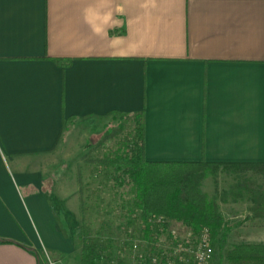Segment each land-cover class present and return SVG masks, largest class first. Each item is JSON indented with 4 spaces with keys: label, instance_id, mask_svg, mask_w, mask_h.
Returning a JSON list of instances; mask_svg holds the SVG:
<instances>
[{
    "label": "crops",
    "instance_id": "crops-1",
    "mask_svg": "<svg viewBox=\"0 0 264 264\" xmlns=\"http://www.w3.org/2000/svg\"><path fill=\"white\" fill-rule=\"evenodd\" d=\"M115 110L148 161L264 163V0H0V264H81L44 186L63 119Z\"/></svg>",
    "mask_w": 264,
    "mask_h": 264
},
{
    "label": "trees",
    "instance_id": "trees-1",
    "mask_svg": "<svg viewBox=\"0 0 264 264\" xmlns=\"http://www.w3.org/2000/svg\"><path fill=\"white\" fill-rule=\"evenodd\" d=\"M54 60L64 67L71 63L69 60ZM107 115L120 119L121 122L118 127L107 130L98 143L103 144L110 137L116 139L119 134H122L121 140L115 143L109 154L94 158L87 155V161L95 163L105 175L102 184L104 186L101 190H96L98 194L90 189L89 181L83 182L79 179L78 193L83 222L87 220V213L92 207L99 209L96 200L102 202V199L109 198V194H112L108 202L111 199L117 207L110 210L112 217L105 221L108 246L114 240V228H125L124 236L131 237L129 227L138 224L145 243L153 244L158 242L159 235L166 233L172 240V232L168 227L175 225L184 227L194 236H199L206 229L212 248L217 247L220 258L226 264H264V243L238 242L223 248L231 230L219 206V202L226 203V199L217 193L209 195L201 188L208 175L214 177L220 169L230 172L236 176V181L231 187L234 192L232 201L247 197L250 202L247 211L248 214L251 213L247 217L264 218V188L256 186L254 189L253 180L245 176L248 170L257 171L263 175L264 182V163L148 161L144 156V113L115 110ZM127 119L132 120L129 130H126L125 126ZM78 120L80 118L74 116L63 119V137ZM156 217H161L162 222L158 223ZM99 234L97 230L95 236L93 234L94 239L90 240L88 227L84 223L79 226L75 239L80 244L81 264H101V257L95 249L96 236ZM125 244L128 251L132 244ZM159 249L156 248V252L148 256L158 254ZM140 264L149 263L145 259Z\"/></svg>",
    "mask_w": 264,
    "mask_h": 264
},
{
    "label": "rangeland",
    "instance_id": "rangeland-1",
    "mask_svg": "<svg viewBox=\"0 0 264 264\" xmlns=\"http://www.w3.org/2000/svg\"><path fill=\"white\" fill-rule=\"evenodd\" d=\"M110 117V115H106L103 117L83 118L76 121L69 128L59 147L55 151V156H53L54 158H52L53 163L51 164L53 165L49 168L50 177L48 178L47 184L44 188L46 192L51 193L49 194V197L50 195L52 197L51 202L55 214L58 218H62L64 220L67 232L72 233L75 231L74 236L76 237V232L79 226L84 223L89 229L88 237L91 240L94 239L95 232L99 230L100 234L96 236L97 242L95 249L101 257V264H124L129 262L131 264H140L144 262L145 259H147V262L149 263L148 259H150L149 257L151 256L148 255L155 253L156 248H160L159 253H173V248L178 242H184L185 239H188L187 236L189 231L182 226H169L168 229L172 232V240L171 238L169 239L167 233L163 236L159 235L160 237H158L161 238V242H155L157 244L155 245V243H145L144 236L140 232V226H138V224L129 227V232L132 234V236L130 235L131 237L124 236L126 230L125 228H114V231L112 232L114 240H112L109 247L106 233L108 231L106 228L107 223L105 221L106 219H110L112 217L110 210L113 207H117L111 199L108 202V199L111 198L110 196L112 194H109V198L107 197L102 199V202L96 200V203L99 205V209L92 207L93 209L87 213V220L85 222L82 221L83 215L81 214L79 207V179L83 182L89 181L90 189L98 194L99 192L96 190H101L104 186H102V184L105 181V175L99 171L100 169H98V166L95 163L87 161V155L94 158L109 154L115 143H117L118 140L120 141L122 137V134H119L115 137L116 139H111L110 137L103 144L98 143V141L106 135L107 130L120 125V119H113ZM131 121L132 120L130 119L126 120V130L131 128ZM87 144L90 145L87 146ZM245 176L251 181L253 180L252 186L254 189H256V186L264 188V182L262 180L263 175L257 173V171L248 170L245 172ZM235 177L236 176L230 172L220 169L216 172V176L213 177L208 175L203 180L201 188L202 191L209 195L217 193L222 198H225L226 205H223V202H219V206L228 209L236 204V211L243 212L250 202L245 196L238 198L236 201H232L234 192L231 191V187L236 181ZM50 178L56 183L52 182V180L50 181ZM53 184L55 187L58 186L57 189L61 193L58 194L55 189L54 192L51 191ZM47 185L50 186L47 188ZM102 192H104L103 189ZM126 197L128 198V196ZM123 198L125 199V197ZM96 212L99 214H96ZM241 232L242 233L238 235V233L230 230L223 248H227L233 243L235 244L238 242L250 243L253 239L254 233L257 234V236L262 233L264 235V230L260 231L249 229ZM75 240L80 247L79 241L77 239ZM125 242H130V244H132V246L130 245L128 251ZM80 256L81 251L79 249L77 250L75 257L81 258ZM49 259L53 261L50 256ZM218 263L226 264V262L220 258V252L217 247H215L213 249L211 264Z\"/></svg>",
    "mask_w": 264,
    "mask_h": 264
},
{
    "label": "built area",
    "instance_id": "built-area-1",
    "mask_svg": "<svg viewBox=\"0 0 264 264\" xmlns=\"http://www.w3.org/2000/svg\"><path fill=\"white\" fill-rule=\"evenodd\" d=\"M156 218L158 223L162 222L161 217ZM187 238L185 239L186 242H178L174 246L173 253L162 252L152 255L149 264H210L213 248L207 230L205 229L199 236H194L189 232ZM47 264H55V262L48 258Z\"/></svg>",
    "mask_w": 264,
    "mask_h": 264
}]
</instances>
